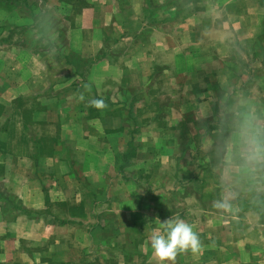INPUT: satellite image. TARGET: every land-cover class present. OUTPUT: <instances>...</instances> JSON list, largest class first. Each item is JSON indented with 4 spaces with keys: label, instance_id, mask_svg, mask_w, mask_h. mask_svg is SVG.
I'll list each match as a JSON object with an SVG mask.
<instances>
[{
    "label": "crops",
    "instance_id": "1",
    "mask_svg": "<svg viewBox=\"0 0 264 264\" xmlns=\"http://www.w3.org/2000/svg\"><path fill=\"white\" fill-rule=\"evenodd\" d=\"M51 1L59 4L57 10L72 14L77 10L78 24L74 29L68 26L70 31L59 42L52 35L55 52L48 55L40 36H34L37 45L34 48L24 41L25 32L22 39L9 37L16 35L17 26L21 28L18 23L25 26L26 15L22 12L30 10L27 0H0V12L6 11L8 16L1 18L0 23L10 20V27L4 29L6 33L0 34V105L11 110L0 112V129L6 127L3 134L7 137L5 147L0 148V264H94L93 256L75 260L73 250L83 246L75 244L76 234H72L85 226L86 232H103L104 238L110 225H84V219L90 222L92 217L93 223L99 216L102 221H109L111 210L105 208L96 213L94 206L107 202L112 207V202L121 199L119 194L113 197L116 191L112 184L116 183L118 191H123L126 185L131 187L132 197L125 200L138 204L143 199V180L148 182L153 200L165 197L163 189L172 180L169 173L173 172L160 165L157 158L134 160L130 164L134 171L126 167L128 159L140 157L136 155L139 151L176 154L179 144L186 147V122L192 115L187 105L195 108L213 98L208 101L212 102L213 110L220 100L219 86L233 87L231 74L238 68L233 58L238 55L230 53L222 57L202 48L201 40L208 35L209 28L213 29L210 26H228L227 31L216 36L227 37L234 45L245 41L255 58L256 48L264 40V0H81L84 2L79 5L78 0ZM68 24L73 23L68 20ZM185 27H192L187 39ZM182 29L181 37L187 48L175 51L173 41L180 37ZM61 40L67 43L64 50ZM181 52L183 58L179 56ZM196 54L202 59L212 55V60H222L218 65L211 64L213 70H209L217 75L213 82L216 87L212 90L203 87L194 96L190 91L186 93L185 57ZM57 55L61 62L56 61ZM160 56L165 58L163 63L157 60ZM176 57L182 58L181 64L174 62ZM229 59L235 69L221 67L223 70L218 71L220 63ZM206 61L209 65V59ZM199 63L194 71L207 75L208 65L202 68ZM58 64L65 71L57 73L59 78L56 76L51 82L45 69ZM251 68L253 73L261 71ZM203 95L207 98H202ZM246 96L236 95L239 100H247V108L251 110L256 100ZM94 100H103L106 106L97 108ZM15 103L22 105L17 113ZM259 104L263 109L259 120L264 122V103ZM216 114H210L209 121ZM208 131L199 137L194 134L193 140L205 141L215 136L210 134L215 131L211 126ZM143 167L151 169L149 174H142ZM125 168L129 173L123 176L120 169ZM177 173L178 178L182 174L186 180V163ZM185 193L186 188L182 195ZM259 197L264 203V194ZM263 203L257 208L250 204L243 208L242 203L241 208L228 210L218 208L221 201L216 209L203 210L200 215L204 224L194 229L200 233L202 262L233 264L222 259V253L216 254L214 260L206 258L211 248L201 232L206 231V224L211 227L210 215L219 217L216 226L233 236L240 223L232 219L257 214L263 227L257 235L261 244H245L246 252L243 254L241 250L238 261L257 264V259L264 257ZM89 204L92 211L87 208ZM227 217L233 218L229 221ZM139 219L134 217L136 227L140 225L136 222ZM62 234L71 235L62 238ZM215 239L214 249H225L227 255L231 246L225 247L227 241ZM63 245L66 252L57 255V248ZM259 246L262 253L256 255L253 251Z\"/></svg>",
    "mask_w": 264,
    "mask_h": 264
},
{
    "label": "rangeland",
    "instance_id": "2",
    "mask_svg": "<svg viewBox=\"0 0 264 264\" xmlns=\"http://www.w3.org/2000/svg\"><path fill=\"white\" fill-rule=\"evenodd\" d=\"M17 2L20 3L19 1ZM82 2L84 1L78 0V5L82 4ZM25 3L30 7L29 11L22 12L27 16H25V22H22L25 26L20 24L21 22L18 23V25H21V28L17 26L15 29L16 35H10L9 37H19L22 39L21 34L25 32L23 34L25 36L24 41L27 40V43L34 48L37 47L34 36H40L41 43L46 45L47 51L45 52L48 55H53L55 48L51 44V38L53 40L52 35H56V40L59 42V39L65 37L66 31H70V27L76 28L78 24L75 23L78 21L76 18L77 10L73 14L72 12L68 13V10L64 9L57 10L55 7H58L59 4L51 0H27ZM43 3H47L48 5H43ZM17 12L22 17V13L20 11ZM6 17H8L6 11L5 13L0 12V19H5ZM68 20L73 24H68ZM8 22H10L9 19L4 24L0 23V34L5 31V27L6 29L10 27ZM210 27H213V29L209 28L207 31L208 35H205L201 40L204 44L202 48L207 52L214 51L216 52L215 54H219L222 57L230 53L238 55L236 58H233L234 62L238 63V68L235 70L234 75L233 73L231 74L233 80L231 84L233 87L229 84H223L225 88L221 87V85L219 86L218 94L220 100L215 103L213 110L212 102H208L213 100V98L197 105L195 108L193 105H187L191 107L189 110H191L190 113L192 115L189 118L187 117L188 121L186 122V138H184L186 147H181V144H179V151L176 154L175 152L169 155L166 153L156 154L149 151H139L136 155H141L140 157L137 156L131 161L128 159L126 167H129L134 160L136 162L145 157L148 159L153 157L154 160L157 158L156 161L160 162V165L167 167L169 172H173L169 173L172 180L170 179L167 188L163 189L166 191L165 199H151L150 186H147V181L143 180L145 185L144 192L141 189L140 191L144 194L143 199L137 202L138 205L133 203V200H125L132 197L131 187H127L128 185H126L123 186V191H118V186L116 183H113L112 188L117 192H115L116 195L113 197L119 194L121 199L119 201L116 200L115 204L112 202V207H109L107 202L94 206V212L96 213L104 211L105 208H108L106 209L108 211L111 210L112 215H110L109 221L106 219L102 221V218L98 216V218H94L92 223V217L90 222H87L83 218L84 225L87 223H100L106 226L107 223L110 225L108 227L109 230L104 232V238H102L103 232H86L85 226L80 227L81 231L79 230L77 233L73 232L72 235L76 234L75 244L79 243L80 246H83L73 250L72 255L73 257L75 256L76 261L82 256H93V260H95L94 264H206L202 262L204 252L201 254L200 250L196 252H192L191 250L178 252L174 259L175 262L173 260L161 261L151 247L152 233L162 231L166 221L176 219L194 225L193 230L197 229L200 225L204 224L200 213L203 210L216 209V205L221 203V201L222 205L218 206L219 209L224 207L228 210L232 209V207H235V209L241 208L240 205L242 203L245 205L243 208L247 204H250L253 208L262 206V198L259 195L264 194V122L259 120V115L261 114L262 116L263 113L262 105L259 103H264V67H262L264 57H261L262 53H264V40L259 42V47L256 48L258 54H255L257 57L255 58L251 56V52L247 49L245 41L241 45H234L229 39H225L227 37L216 36L220 32L227 31L228 26L211 25ZM180 28H177V30H180ZM191 28L185 27L186 39L189 36ZM183 33L184 30L182 29L181 34H179L180 37L177 36L173 41L175 51H182V49L187 48L186 42L181 37ZM131 43L133 44V42ZM62 44H64V47L61 50L66 49L65 44L67 43L61 40ZM182 54L184 53H179V56ZM197 55L185 57L186 71H188L186 74V93L190 91L191 95L194 96L206 87L209 90L216 87L213 82L217 80V75L211 73L209 70H213L211 64L218 65L222 60H212V57H214L212 55L204 59L197 57ZM182 58L176 57L174 58V62L181 64ZM164 59L163 56H160L157 60L163 63ZM208 59L209 65L206 64V60ZM56 61L61 62L58 55ZM198 63L202 68L204 64L205 66L208 65L207 75L203 71L201 73L194 71ZM253 66L256 70L261 71L253 73V68H251ZM221 67L228 70L235 69L230 59L229 62L220 63L217 70L222 71ZM60 68V64H58L51 66L49 70L48 68L45 69L49 81L52 82V79L56 76H58V79L59 74L57 73L65 71L62 68L60 70ZM59 70L60 72H58ZM181 79L178 80V84H180ZM215 92L217 94L216 90ZM239 94L247 95V98L251 97V99L256 100V104L252 105L251 110L247 108V100L240 99V101L236 97ZM202 98L206 99L207 96L203 95ZM206 102L208 103L204 105ZM15 108V113H17V109L21 110L22 105L15 103ZM188 108L186 107V109ZM217 108L218 110H216ZM10 111V108L7 110L6 105H0L1 113L4 114ZM214 113H217L216 116L209 121V118L212 117L210 114ZM218 117L219 120H216ZM209 126L215 130L210 132V134L213 133L215 135L214 137L205 138V141L200 138L198 142L193 140L195 135L199 137V134H203L205 131L206 134L209 133ZM3 128L2 130L0 129V148L5 147L7 139L6 135L3 134L6 127ZM213 134L211 135L213 136ZM185 163L186 180L183 179L182 174L178 178L177 173ZM142 169V174H149L151 171L150 168L146 169V167ZM130 170L134 171V167L130 166ZM120 171L123 176L129 173V169L127 168L120 169ZM184 188H186V193L182 195ZM181 199L184 200L182 201ZM92 207V204H89L87 208L92 211ZM166 212H169L168 215L165 214ZM126 216L132 220H128ZM134 217L140 218L136 221L140 223L138 227L135 226ZM216 217L215 215H210L208 221L211 223V227L206 224V231L201 232L203 233L201 234L203 238H208V248H211L208 249L211 254H208L206 258H213L214 260L216 254L218 256V253H222V259L231 261L233 264H241V262L238 263L239 255L241 250L243 254L246 252L245 244L257 245L258 242L259 245L261 244V239L257 238V235L260 234L259 232L262 231L263 227L258 223V215L238 217L236 219L227 217L229 221L232 219L240 223V226L234 230L233 236H230L231 233L220 229L221 227L216 226V221L219 219V217ZM231 223H228V225L231 226ZM254 226H259V229L254 228ZM135 228L142 230V232L138 233ZM62 235L64 236L62 238H67V236L69 238L71 234ZM220 235L222 238H220ZM108 236H110L109 239ZM216 237L218 238L216 242L227 241L225 242V247L231 246V250H227V255L224 252L225 249L221 251L214 249L216 247ZM107 241H110L111 244L109 245ZM85 246L88 249H85ZM65 248H67L65 245L62 248L58 247L56 250L57 255L58 252L60 254L62 252L63 255L66 252ZM253 252L256 255H260L262 253L261 246ZM256 262L257 264H264V257L260 256Z\"/></svg>",
    "mask_w": 264,
    "mask_h": 264
},
{
    "label": "clouds",
    "instance_id": "3",
    "mask_svg": "<svg viewBox=\"0 0 264 264\" xmlns=\"http://www.w3.org/2000/svg\"><path fill=\"white\" fill-rule=\"evenodd\" d=\"M93 104L97 108L106 106L103 100H94ZM150 243L161 261H174L178 252H196L200 248L198 233L193 230L191 224L180 219L166 221L162 231L152 233Z\"/></svg>",
    "mask_w": 264,
    "mask_h": 264
}]
</instances>
